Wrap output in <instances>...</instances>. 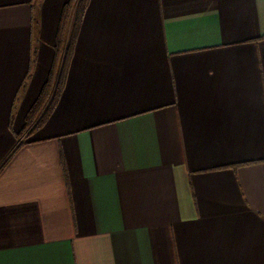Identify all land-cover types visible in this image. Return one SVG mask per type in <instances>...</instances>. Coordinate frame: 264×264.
Masks as SVG:
<instances>
[{"label":"crops","instance_id":"crops-1","mask_svg":"<svg viewBox=\"0 0 264 264\" xmlns=\"http://www.w3.org/2000/svg\"><path fill=\"white\" fill-rule=\"evenodd\" d=\"M67 0H0V264H264V0H89L32 133Z\"/></svg>","mask_w":264,"mask_h":264},{"label":"trees","instance_id":"trees-1","mask_svg":"<svg viewBox=\"0 0 264 264\" xmlns=\"http://www.w3.org/2000/svg\"><path fill=\"white\" fill-rule=\"evenodd\" d=\"M89 0H67L61 10L54 45V59L47 80L25 118V130L32 133L48 118L64 87L68 66L80 24ZM15 148L0 165L8 161Z\"/></svg>","mask_w":264,"mask_h":264}]
</instances>
